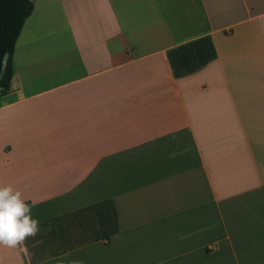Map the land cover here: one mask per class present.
Wrapping results in <instances>:
<instances>
[{"label":"crops","instance_id":"1","mask_svg":"<svg viewBox=\"0 0 264 264\" xmlns=\"http://www.w3.org/2000/svg\"><path fill=\"white\" fill-rule=\"evenodd\" d=\"M201 36L216 56L174 75ZM13 64L0 187L40 223L109 202L116 225L30 264H264V0H33Z\"/></svg>","mask_w":264,"mask_h":264},{"label":"trees","instance_id":"2","mask_svg":"<svg viewBox=\"0 0 264 264\" xmlns=\"http://www.w3.org/2000/svg\"><path fill=\"white\" fill-rule=\"evenodd\" d=\"M32 9L33 0H0V94L11 88L15 42ZM167 56L174 75L182 76L212 60L216 50L209 36H201L170 48ZM39 226V234L26 241L32 262L91 241L107 242L116 225L111 204L102 202ZM45 243L53 248L44 252L41 246Z\"/></svg>","mask_w":264,"mask_h":264},{"label":"clouds","instance_id":"3","mask_svg":"<svg viewBox=\"0 0 264 264\" xmlns=\"http://www.w3.org/2000/svg\"><path fill=\"white\" fill-rule=\"evenodd\" d=\"M32 207L11 185L0 187V245L31 256L26 241L40 232V222L32 217ZM23 264V262H22ZM72 264H81L73 261Z\"/></svg>","mask_w":264,"mask_h":264},{"label":"rangeland","instance_id":"4","mask_svg":"<svg viewBox=\"0 0 264 264\" xmlns=\"http://www.w3.org/2000/svg\"><path fill=\"white\" fill-rule=\"evenodd\" d=\"M41 248L43 249L44 252H47V251L51 250L53 248V246L47 245V243H45L41 246Z\"/></svg>","mask_w":264,"mask_h":264},{"label":"water","instance_id":"5","mask_svg":"<svg viewBox=\"0 0 264 264\" xmlns=\"http://www.w3.org/2000/svg\"><path fill=\"white\" fill-rule=\"evenodd\" d=\"M4 63H5V60L3 61V65H4Z\"/></svg>","mask_w":264,"mask_h":264}]
</instances>
